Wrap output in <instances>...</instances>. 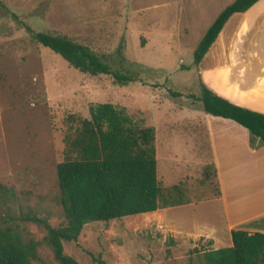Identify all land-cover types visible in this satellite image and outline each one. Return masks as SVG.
<instances>
[{"label":"rangeland","instance_id":"1","mask_svg":"<svg viewBox=\"0 0 264 264\" xmlns=\"http://www.w3.org/2000/svg\"><path fill=\"white\" fill-rule=\"evenodd\" d=\"M179 5V0H0V226L41 242L45 230L24 219L27 214L54 227L66 224L57 165L66 158L67 118H88L90 105L111 103L155 128L160 208L89 222L77 242L64 244V252L79 264H97L96 257L106 264H201L204 251L231 246L235 227L222 224L207 126L213 129L194 64L203 26L191 14L192 36H184L187 17ZM27 28L86 45L138 81L120 86L108 75L82 73L38 44ZM252 171L255 167L243 169L246 175ZM220 172L229 193L231 171L222 164ZM236 228L264 231V219ZM33 264L58 263L42 244Z\"/></svg>","mask_w":264,"mask_h":264},{"label":"trees","instance_id":"2","mask_svg":"<svg viewBox=\"0 0 264 264\" xmlns=\"http://www.w3.org/2000/svg\"><path fill=\"white\" fill-rule=\"evenodd\" d=\"M257 1L235 0L222 10L194 50L195 65L227 20ZM27 30L38 44L82 73L108 75L120 86L138 81L136 74L113 68L88 46L67 36ZM201 92L200 101L206 114L238 123L248 131L251 145L255 142L264 145V114L234 105L203 84ZM67 122L70 132L65 137L66 158L57 165L66 224L54 227L46 218L27 214L24 219L45 230L41 242L24 240L15 228L0 226V264H33L39 259L42 244L49 247L58 264H79L64 252V244L77 242L85 224L152 213L160 208L162 192L153 126L111 103L92 104L88 118L69 115ZM230 234L231 246L204 251L201 264H264V232L237 229ZM93 260L106 264L100 257Z\"/></svg>","mask_w":264,"mask_h":264},{"label":"crops","instance_id":"3","mask_svg":"<svg viewBox=\"0 0 264 264\" xmlns=\"http://www.w3.org/2000/svg\"><path fill=\"white\" fill-rule=\"evenodd\" d=\"M234 1L179 0L180 13L187 17L184 36H192L191 14L197 25L203 26L200 34L204 36L222 10ZM197 71L201 83L216 95L264 114V0H258L246 11L234 13L227 20L197 65ZM207 115L213 129L210 131L207 126L211 160L219 186L216 199L224 211L222 224L227 223V228L234 226L232 230L243 229L236 227L248 221L259 224L264 219V157L260 156L264 145L257 142L251 145L248 131L238 123ZM222 164L230 169L233 177L229 193L220 172ZM247 167H255V171L246 175L243 169ZM250 177L252 180L247 182Z\"/></svg>","mask_w":264,"mask_h":264}]
</instances>
